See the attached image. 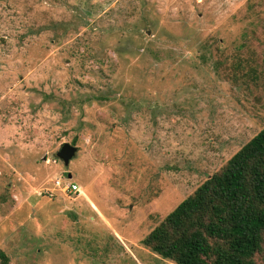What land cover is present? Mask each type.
I'll return each instance as SVG.
<instances>
[{
  "label": "rangeland",
  "instance_id": "1",
  "mask_svg": "<svg viewBox=\"0 0 264 264\" xmlns=\"http://www.w3.org/2000/svg\"><path fill=\"white\" fill-rule=\"evenodd\" d=\"M262 128L264 0H0L8 264H176L142 240Z\"/></svg>",
  "mask_w": 264,
  "mask_h": 264
},
{
  "label": "trees",
  "instance_id": "2",
  "mask_svg": "<svg viewBox=\"0 0 264 264\" xmlns=\"http://www.w3.org/2000/svg\"><path fill=\"white\" fill-rule=\"evenodd\" d=\"M263 241L264 128L142 240L176 264H264L254 257Z\"/></svg>",
  "mask_w": 264,
  "mask_h": 264
},
{
  "label": "water",
  "instance_id": "3",
  "mask_svg": "<svg viewBox=\"0 0 264 264\" xmlns=\"http://www.w3.org/2000/svg\"><path fill=\"white\" fill-rule=\"evenodd\" d=\"M77 151V145L71 144L70 142H64L56 152V156L63 161L64 165H68L69 162L75 157Z\"/></svg>",
  "mask_w": 264,
  "mask_h": 264
},
{
  "label": "built area",
  "instance_id": "4",
  "mask_svg": "<svg viewBox=\"0 0 264 264\" xmlns=\"http://www.w3.org/2000/svg\"><path fill=\"white\" fill-rule=\"evenodd\" d=\"M55 186L60 189V191L66 193V192H71V193H81V189L80 187L75 184L74 182H68V183H64L61 180H56L55 181ZM54 189V188H53ZM52 190H47V194H49L50 196L53 194L51 191Z\"/></svg>",
  "mask_w": 264,
  "mask_h": 264
},
{
  "label": "crops",
  "instance_id": "5",
  "mask_svg": "<svg viewBox=\"0 0 264 264\" xmlns=\"http://www.w3.org/2000/svg\"><path fill=\"white\" fill-rule=\"evenodd\" d=\"M89 201L91 202V203H93V201L89 198ZM93 205L95 206V204L93 203Z\"/></svg>",
  "mask_w": 264,
  "mask_h": 264
},
{
  "label": "bare ground",
  "instance_id": "6",
  "mask_svg": "<svg viewBox=\"0 0 264 264\" xmlns=\"http://www.w3.org/2000/svg\"><path fill=\"white\" fill-rule=\"evenodd\" d=\"M89 199V198H88Z\"/></svg>",
  "mask_w": 264,
  "mask_h": 264
}]
</instances>
